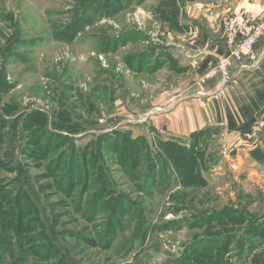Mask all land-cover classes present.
Masks as SVG:
<instances>
[{"label":"rangeland","instance_id":"374dc122","mask_svg":"<svg viewBox=\"0 0 264 264\" xmlns=\"http://www.w3.org/2000/svg\"><path fill=\"white\" fill-rule=\"evenodd\" d=\"M240 1L0 0V264H264V119L151 122L191 10Z\"/></svg>","mask_w":264,"mask_h":264},{"label":"crops","instance_id":"0c3cea01","mask_svg":"<svg viewBox=\"0 0 264 264\" xmlns=\"http://www.w3.org/2000/svg\"><path fill=\"white\" fill-rule=\"evenodd\" d=\"M238 7L255 18L264 15V0H241ZM204 10H191L189 30L176 35L174 47L169 50L174 62L185 69L184 74L190 71L188 85L194 92L190 98L181 97L172 109L152 116L151 122L160 133L182 139L214 127L230 140L264 119V34L255 47L256 58L233 60L227 80L209 78L206 74L210 65L228 51L222 21L231 10ZM203 20L210 22L209 28L200 26ZM187 86L180 93H185Z\"/></svg>","mask_w":264,"mask_h":264},{"label":"built area","instance_id":"2783aa9c","mask_svg":"<svg viewBox=\"0 0 264 264\" xmlns=\"http://www.w3.org/2000/svg\"><path fill=\"white\" fill-rule=\"evenodd\" d=\"M222 25L228 51L210 65L207 74L209 78L222 76L227 79L230 76L233 60L241 61L246 56L256 58L255 47L264 34V16L255 18L238 8L224 17ZM261 125H264V121Z\"/></svg>","mask_w":264,"mask_h":264}]
</instances>
